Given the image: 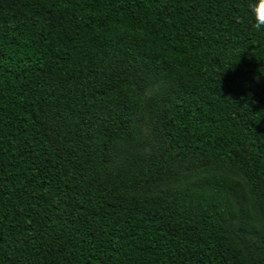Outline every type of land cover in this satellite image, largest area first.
I'll return each instance as SVG.
<instances>
[{
    "label": "trees",
    "instance_id": "trees-1",
    "mask_svg": "<svg viewBox=\"0 0 264 264\" xmlns=\"http://www.w3.org/2000/svg\"><path fill=\"white\" fill-rule=\"evenodd\" d=\"M250 3L0 0V264H264Z\"/></svg>",
    "mask_w": 264,
    "mask_h": 264
},
{
    "label": "rangeland",
    "instance_id": "rangeland-1",
    "mask_svg": "<svg viewBox=\"0 0 264 264\" xmlns=\"http://www.w3.org/2000/svg\"><path fill=\"white\" fill-rule=\"evenodd\" d=\"M170 87H171L170 82L162 81V82L154 85L153 87L147 89L144 92V96L146 99H152V98L160 99L161 97H163L165 95V93H167V91L170 89ZM160 102H159V104H160ZM159 104H157V107L159 106ZM151 129H152V126L148 122L147 125L144 127L143 131H144V134L150 138V144H149V147L147 148L146 152L150 155H153L157 151L158 140H157L156 135L151 134V131H150ZM215 171L219 172V173H221V172L230 173L228 171V169L224 166L215 168ZM234 179L238 180V178H236V177H234Z\"/></svg>",
    "mask_w": 264,
    "mask_h": 264
},
{
    "label": "clouds",
    "instance_id": "clouds-1",
    "mask_svg": "<svg viewBox=\"0 0 264 264\" xmlns=\"http://www.w3.org/2000/svg\"><path fill=\"white\" fill-rule=\"evenodd\" d=\"M253 27L256 31H264V0H251L248 6Z\"/></svg>",
    "mask_w": 264,
    "mask_h": 264
}]
</instances>
